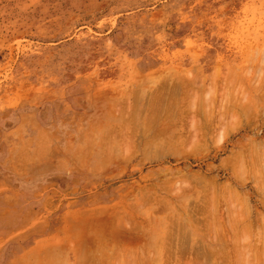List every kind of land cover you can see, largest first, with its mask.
<instances>
[{"label": "rangeland", "instance_id": "374dc122", "mask_svg": "<svg viewBox=\"0 0 264 264\" xmlns=\"http://www.w3.org/2000/svg\"><path fill=\"white\" fill-rule=\"evenodd\" d=\"M263 233L264 0H0V264H264Z\"/></svg>", "mask_w": 264, "mask_h": 264}, {"label": "bare ground", "instance_id": "6f19581e", "mask_svg": "<svg viewBox=\"0 0 264 264\" xmlns=\"http://www.w3.org/2000/svg\"><path fill=\"white\" fill-rule=\"evenodd\" d=\"M226 214V213H225ZM194 215V214H193ZM215 216V215H214ZM202 217H204V216H202ZM194 219V218H193ZM246 219H248L247 218V216H246ZM245 219V220H246ZM217 220H220V217H218V219ZM215 221V220H214ZM222 221V220H221ZM225 221V222H224ZM216 222V221H215ZM220 222V221H219ZM224 222V224L225 225H227L228 224V226H229V228L228 227H225L224 225V227L226 228V230H228V232H230L231 231V235L233 234L234 236H237V235H235L236 233V231H235V229H236V227H237V222H235L233 219H231V217H230V213H229V215L227 214V217L226 218H224V220L222 221V223ZM249 222V221H248ZM251 222V221H250ZM217 223V222H216ZM203 224V223H202ZM219 224V223H218ZM221 225V224H220ZM247 226V225H246ZM203 227V226H202ZM250 228H251V226H249ZM216 228V227H215ZM247 228V227H246ZM223 230V229H222ZM242 230H243V228H242ZM239 231V230H238ZM244 231H245V229H244ZM247 231V230H246ZM224 232H225V230H224ZM215 234V233H214ZM226 234V233H225ZM238 234V233H237ZM264 234V233H263ZM208 235V234H207ZM235 238V237H234ZM241 238V237H240ZM210 239V238H209ZM235 240V239H234ZM245 240V239H244ZM217 241H218V239H217ZM225 241V240H224ZM236 241V240H235ZM219 243H220V241H219ZM224 243H226V242H224ZM223 243V244H224ZM262 243V242H261ZM222 243H220V245H221ZM206 246V245H205ZM222 246V245H221ZM224 247V246H223ZM200 248V247H199ZM227 248V247H226ZM205 249H207V248H205ZM204 249V250H205ZM201 251H202V249H200ZM214 250H215V248H214ZM235 250V249H234ZM218 251V250H217ZM216 252V251H215ZM221 252H222V250H221ZM235 252V251H234ZM246 252V251H245ZM195 253V252H194ZM196 253H198V252H196ZM224 253V252H223ZM262 253V252H261ZM200 254V253H199ZM216 254V253H215ZM225 254V253H224ZM224 254H222V256H224ZM227 254V253H226ZM245 254V253H244ZM228 255V254H227ZM260 256H261V254H259ZM226 256V255H225ZM224 256V257H225ZM229 256V255H228ZM237 256H239V254H236V257ZM223 257V259H226L227 261H228V258H227V256L224 258ZM235 257V258H236ZM264 257V256H263ZM194 258V257H193ZM197 258V257H196ZM214 259H216L215 257H213ZM246 258V257H245ZM218 259V258H217ZM231 259V258H230ZM248 259V258H247ZM222 260V259H221ZM225 260V261H226ZM236 261H238V260H236ZM218 262V261H217ZM222 262H223V260H222ZM222 262H221V264H222ZM213 263H215V262H213ZM185 264V263H184ZM228 264H229V262H228ZM247 264V263H246Z\"/></svg>", "mask_w": 264, "mask_h": 264}]
</instances>
